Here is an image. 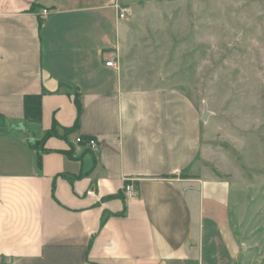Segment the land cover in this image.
Returning <instances> with one entry per match:
<instances>
[{"label": "crops", "instance_id": "0c3cea01", "mask_svg": "<svg viewBox=\"0 0 264 264\" xmlns=\"http://www.w3.org/2000/svg\"><path fill=\"white\" fill-rule=\"evenodd\" d=\"M122 3L0 0V264H264L237 229L235 179L206 158V108L124 75ZM27 94H42L40 124Z\"/></svg>", "mask_w": 264, "mask_h": 264}, {"label": "rangeland", "instance_id": "374dc122", "mask_svg": "<svg viewBox=\"0 0 264 264\" xmlns=\"http://www.w3.org/2000/svg\"><path fill=\"white\" fill-rule=\"evenodd\" d=\"M122 5L130 9L122 41L124 75L140 87L179 88L206 108V158L235 179L232 195L243 200L232 204V213L257 257L264 248L259 226L264 216V0H123Z\"/></svg>", "mask_w": 264, "mask_h": 264}, {"label": "trees", "instance_id": "16d2710c", "mask_svg": "<svg viewBox=\"0 0 264 264\" xmlns=\"http://www.w3.org/2000/svg\"><path fill=\"white\" fill-rule=\"evenodd\" d=\"M75 103L78 108V118L76 124L70 128H63L64 135H68L69 133L73 132L77 126L79 125L80 115L83 110V105L81 101V94L80 92H76L75 94ZM24 110H25V119L28 123L31 124H40L42 120V94H27L24 97ZM60 134V126L54 124L53 127L45 133L43 140L52 135ZM41 144V140L36 142L35 145Z\"/></svg>", "mask_w": 264, "mask_h": 264}, {"label": "built area", "instance_id": "2783aa9c", "mask_svg": "<svg viewBox=\"0 0 264 264\" xmlns=\"http://www.w3.org/2000/svg\"><path fill=\"white\" fill-rule=\"evenodd\" d=\"M118 18L119 19H124L127 17L128 14V8L123 7L118 5ZM49 14V10L44 9L42 12V15H48ZM106 64L108 66H115L116 62H114V60H109L106 62ZM76 142L83 144L86 148L92 150V151H97L98 147H99V142L97 140V138L95 137H90V138H83L82 136H78L76 138ZM138 194V189L136 186V179H127L126 183L124 185V195L126 198L132 197V196H136Z\"/></svg>", "mask_w": 264, "mask_h": 264}]
</instances>
